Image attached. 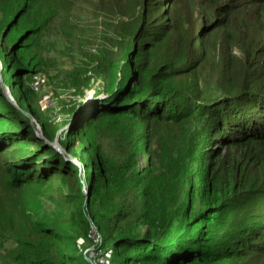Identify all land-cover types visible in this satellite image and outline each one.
I'll return each mask as SVG.
<instances>
[{"label":"trees","instance_id":"1","mask_svg":"<svg viewBox=\"0 0 264 264\" xmlns=\"http://www.w3.org/2000/svg\"><path fill=\"white\" fill-rule=\"evenodd\" d=\"M8 1L0 264H264V0ZM85 8L102 10L96 34ZM62 20L84 33L76 59L96 38L73 87L105 95L70 108L73 141L85 131L65 152L26 114L51 141L62 127L42 120L26 84L49 50L25 44Z\"/></svg>","mask_w":264,"mask_h":264},{"label":"rangeland","instance_id":"2","mask_svg":"<svg viewBox=\"0 0 264 264\" xmlns=\"http://www.w3.org/2000/svg\"><path fill=\"white\" fill-rule=\"evenodd\" d=\"M8 0L0 1V8L3 10L7 7ZM56 3V1H55ZM81 16L85 17L87 22V30L86 34L91 33L90 29L93 27V34L97 33V28L100 26V22L104 21L101 17L102 10L101 9H86L80 10ZM58 17V14H55L52 21L54 22ZM79 17V18H82ZM67 21H60L55 27L44 28L41 30L38 35L29 41L25 42L26 48L28 46L27 51L36 55L37 51L42 48H47L49 51H46L45 55L41 57L42 68L38 67L32 69L27 75L26 84L29 85L31 95L30 98L32 101V106L35 108L37 114L43 118L42 120H46L50 125L60 124L62 126L57 130L55 134V138L53 141L49 140L42 130L39 131L38 137L42 140H46L50 143H54L59 152H65V144L68 142H73V144H78L80 136L84 133L85 130H81V134L77 136V138L73 141V132L76 131L77 127L72 130V126L68 123H65L66 117L69 113L70 108L74 106L76 103L84 101V103L91 101L93 97H104V91H100L97 95L94 94V87L85 88V94L79 95V92L76 90L73 85L77 83L79 76L76 71H81V67H74L73 63L81 62L83 60H88L93 54L96 53L97 48L96 38L92 39L90 44L87 46V50L84 53H81L79 57L76 59V47L78 46V42L75 41L74 38H82L84 33L77 34V30H73L71 32L67 31ZM197 26L194 28L197 30ZM73 33H75L73 35ZM40 38V42L38 44V48L36 50L35 44ZM67 55L61 56L62 62H59V56L65 51L68 50ZM26 52V56H29V53ZM117 57V55H116ZM0 67L1 63H0ZM34 70V71H33ZM88 75H92L91 71L87 72ZM1 71H0V82L1 81ZM90 81V80H89ZM84 86V85H82ZM14 102V100L12 101ZM29 118V122L32 126L31 121L33 118L35 120L36 117L31 113H26ZM25 114V115H26ZM49 118V119H47ZM38 121V120H37ZM40 125V122H38ZM41 128V125H40ZM66 128L67 131L65 134H62V129ZM63 141L65 144L63 145ZM108 143V142H107ZM144 152L138 156V158L144 159ZM3 155V153H0ZM78 165V164H77ZM94 243L85 248V252L87 253L90 260L93 262L97 260V255H99L102 250L100 248V236L93 232L91 234ZM77 242H81L78 240ZM6 243H10L6 241ZM107 257V255H106ZM95 264V262H94Z\"/></svg>","mask_w":264,"mask_h":264},{"label":"clouds","instance_id":"3","mask_svg":"<svg viewBox=\"0 0 264 264\" xmlns=\"http://www.w3.org/2000/svg\"><path fill=\"white\" fill-rule=\"evenodd\" d=\"M2 89H3V93L7 96V98L9 99V100H13V98H12V94H11V91H10V88L6 85V84H3L2 83ZM90 101V100H89ZM34 127V132H35V134L38 136V134H39V131L41 130V128H40V130L39 129H37L35 126H33ZM48 144V143H47ZM49 145H51V144H49ZM52 146V145H51ZM54 148L55 149H57L55 146H54ZM58 150V149H57ZM65 159H68V160H70V161H72V162H74V163H79L74 157H70V158H65ZM99 236H100V234H98ZM101 242H102V239H101V236H100V244H101Z\"/></svg>","mask_w":264,"mask_h":264},{"label":"water","instance_id":"4","mask_svg":"<svg viewBox=\"0 0 264 264\" xmlns=\"http://www.w3.org/2000/svg\"><path fill=\"white\" fill-rule=\"evenodd\" d=\"M73 121V118H72V120H71V122ZM32 122V124L33 125H35V127L37 128V129H39L40 130V125H39V123H38V121L37 120H35L34 118H33V121H31ZM46 143H48V144H51L53 147L55 146L54 145V143H50V142H48V141H46V140H44ZM56 147V146H55ZM78 165H79V163H77ZM83 191L87 194V196H89V193H88V191H87V189L85 188V187H83Z\"/></svg>","mask_w":264,"mask_h":264}]
</instances>
